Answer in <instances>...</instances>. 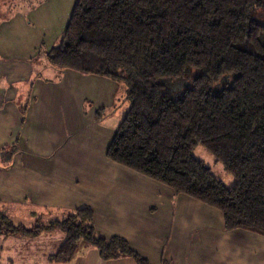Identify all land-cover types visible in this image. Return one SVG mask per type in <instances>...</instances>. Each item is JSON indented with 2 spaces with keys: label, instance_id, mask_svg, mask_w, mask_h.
Returning a JSON list of instances; mask_svg holds the SVG:
<instances>
[{
  "label": "trees",
  "instance_id": "1",
  "mask_svg": "<svg viewBox=\"0 0 264 264\" xmlns=\"http://www.w3.org/2000/svg\"><path fill=\"white\" fill-rule=\"evenodd\" d=\"M47 58L126 86L129 106L106 149L110 161L217 208L227 231L264 236V0H76ZM198 145L233 186L193 155ZM53 230L64 240L50 262L70 261L83 241L102 260L151 264L126 239L99 233L90 207L31 227L0 212V234Z\"/></svg>",
  "mask_w": 264,
  "mask_h": 264
},
{
  "label": "crops",
  "instance_id": "2",
  "mask_svg": "<svg viewBox=\"0 0 264 264\" xmlns=\"http://www.w3.org/2000/svg\"><path fill=\"white\" fill-rule=\"evenodd\" d=\"M75 1L0 0V212L23 223L90 207L101 234L151 264H264V236L227 231L218 209L106 158L125 87L47 58ZM44 263L135 264L86 243L68 262Z\"/></svg>",
  "mask_w": 264,
  "mask_h": 264
},
{
  "label": "rangeland",
  "instance_id": "3",
  "mask_svg": "<svg viewBox=\"0 0 264 264\" xmlns=\"http://www.w3.org/2000/svg\"><path fill=\"white\" fill-rule=\"evenodd\" d=\"M196 74H197V71L192 70L188 74L186 79L183 81L184 82L183 87L189 86L191 83V80L196 76ZM225 79H229V78H224L220 80L216 86L217 89H221L223 88V86L227 84L224 82ZM122 85L125 87V92H126V86L124 84ZM119 101L121 103L122 99L120 98ZM126 104L127 106H129V102L127 101V98H126ZM193 155L196 158L202 160L204 164L212 170L215 177L221 180L226 186L230 187L234 185V182H235L234 178L231 175L227 174L222 164L219 162H215L214 158L201 145H198L195 147V149L193 150ZM76 210L72 212L70 211L62 212L61 211V213H56L55 214L56 216L51 215L50 213L49 214L44 213L45 215L43 214L41 218H37L36 220L35 218L32 219L27 215H26L27 218L25 217V215H23V216L17 217V219H20V220L24 219L23 221L24 225L27 227L29 226L31 227L35 224L36 221H40L44 224H47L48 220H53V219L62 220L66 218L69 214H72L73 212H75ZM6 215L9 216V214H6ZM63 240H64V234L60 230H53L52 232L43 231L35 238L7 236L4 234H0V262H2L3 264H9V263L11 264H46L44 262L46 261L50 262L48 260L49 253L51 251L55 252L54 250H56L59 247V245L63 242ZM80 243H84V242L80 241Z\"/></svg>",
  "mask_w": 264,
  "mask_h": 264
}]
</instances>
